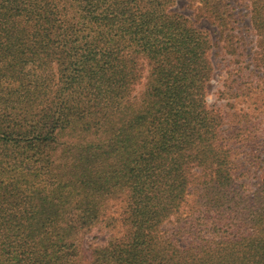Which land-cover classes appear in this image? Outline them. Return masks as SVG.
<instances>
[{"label":"trees","instance_id":"trees-1","mask_svg":"<svg viewBox=\"0 0 264 264\" xmlns=\"http://www.w3.org/2000/svg\"><path fill=\"white\" fill-rule=\"evenodd\" d=\"M173 3L0 0V264H264V136L207 106L210 39ZM248 8L264 97V0ZM198 12L234 54L228 1Z\"/></svg>","mask_w":264,"mask_h":264},{"label":"rangeland","instance_id":"rangeland-1","mask_svg":"<svg viewBox=\"0 0 264 264\" xmlns=\"http://www.w3.org/2000/svg\"><path fill=\"white\" fill-rule=\"evenodd\" d=\"M232 7L235 47L234 54L226 52L225 44L212 22L199 16L198 0H174L171 9L188 18L192 24L209 36L211 48L209 57L213 67V74L208 85L206 103L210 108L220 110V113L229 114L240 112L246 114L243 123L255 136L259 143L264 136V97L260 92V71L251 64L255 34L249 20L248 0H227ZM146 74V73H145ZM144 74V75H145ZM143 82L136 86L134 93L142 90ZM237 125V124H236ZM240 125H242L240 123ZM253 143V141H251ZM251 143L249 145H251ZM248 148L240 147L234 154L236 162V182L239 189L246 195L254 191L258 180V170L245 160L248 157ZM118 203L112 204L107 214L116 215ZM116 230L97 225L85 234L82 240L84 254L87 259L95 247L107 244L110 235Z\"/></svg>","mask_w":264,"mask_h":264}]
</instances>
